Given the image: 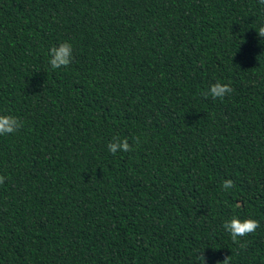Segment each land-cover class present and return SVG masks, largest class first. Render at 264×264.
Masks as SVG:
<instances>
[{
    "label": "trees",
    "instance_id": "obj_1",
    "mask_svg": "<svg viewBox=\"0 0 264 264\" xmlns=\"http://www.w3.org/2000/svg\"><path fill=\"white\" fill-rule=\"evenodd\" d=\"M261 22L258 0H0V115L23 122L0 136V264H264ZM233 216L259 227L233 242Z\"/></svg>",
    "mask_w": 264,
    "mask_h": 264
},
{
    "label": "clouds",
    "instance_id": "obj_2",
    "mask_svg": "<svg viewBox=\"0 0 264 264\" xmlns=\"http://www.w3.org/2000/svg\"><path fill=\"white\" fill-rule=\"evenodd\" d=\"M258 3L264 5V0H258ZM259 37H264V22H261L259 27L255 30ZM48 64L50 70H57L62 67H67L72 60V45L68 42H62L59 46L51 47L48 51ZM233 92L232 87L228 83H221L220 81L210 85L208 91L203 95L211 96L213 99H223L226 95ZM22 121L12 115H0V136L9 135L15 133L21 126ZM136 143H139L138 138H134ZM108 151L115 155L119 152H129L132 150L127 139L121 140L119 137H114L113 141L107 145ZM4 177L0 176V183L4 182ZM232 180H225L221 188L227 191L229 188L234 187ZM223 229L230 235L233 242H238V238L245 237L259 227L258 221L255 219H244L241 220L235 216L231 219L226 220L223 225ZM244 245L242 244L241 247ZM229 256L225 257L222 261H217L216 264H229ZM198 259L201 264H205V256L203 251L198 253Z\"/></svg>",
    "mask_w": 264,
    "mask_h": 264
}]
</instances>
